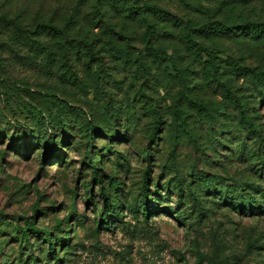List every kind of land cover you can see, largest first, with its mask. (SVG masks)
Returning <instances> with one entry per match:
<instances>
[{
  "label": "rangeland",
  "instance_id": "obj_1",
  "mask_svg": "<svg viewBox=\"0 0 264 264\" xmlns=\"http://www.w3.org/2000/svg\"><path fill=\"white\" fill-rule=\"evenodd\" d=\"M107 1L0 0V264H264V0Z\"/></svg>",
  "mask_w": 264,
  "mask_h": 264
},
{
  "label": "trees",
  "instance_id": "obj_2",
  "mask_svg": "<svg viewBox=\"0 0 264 264\" xmlns=\"http://www.w3.org/2000/svg\"><path fill=\"white\" fill-rule=\"evenodd\" d=\"M117 0H108L106 3L111 5V3H116ZM162 10H160L158 7L154 6H139L136 5V3L132 4L131 6H129L127 8V13H128V17L129 18H137L142 20L143 22H146L149 20V17L154 14H158L160 13ZM12 23V22H10ZM12 25L15 27V29L18 32H22L23 34H25L26 30H24L20 25L18 24H14L12 23ZM40 28H42L43 30H46V32L50 33L49 35H65L66 32L64 31V29H60L57 28L51 24H40L39 25ZM187 34H188V39L191 42H194V36L196 35H204V34H210V33H215V34H238L241 35L243 34V36H245L246 38H250L252 34H256V35H260V34H264V22H252V21H244L241 23L239 22H232L231 24H227V23H223V22H211V23H207V24H202L199 25L198 27H195L194 25H189L186 28ZM148 33V31L146 32V34ZM193 36V37H192ZM148 40V39H147ZM241 108L242 109V113L244 112V105L241 104ZM36 114V110L33 111ZM40 114V117L46 121V116L43 115V113L41 114L40 112H37ZM242 118L245 119L246 125H248L247 127H249L251 130H255V127H257V125L253 122L255 119H257V117H251L249 115H244L242 116ZM90 129V128H89ZM0 134H1V130H0ZM92 134L93 133H89V138H92ZM151 137L153 138V140L156 138V133L153 132L151 134ZM52 141L50 140V143ZM150 175V170L147 169L145 171V177L148 178ZM99 184L102 185L103 182L100 181V179L98 180ZM48 239V238H47ZM51 239H48V241H50ZM50 245V249L53 250L52 245L53 244H49Z\"/></svg>",
  "mask_w": 264,
  "mask_h": 264
}]
</instances>
